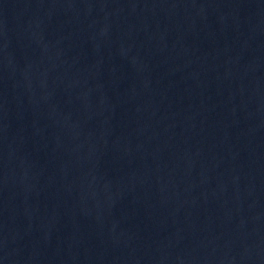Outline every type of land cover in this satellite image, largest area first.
I'll use <instances>...</instances> for the list:
<instances>
[{
  "label": "water",
  "instance_id": "95a60500",
  "mask_svg": "<svg viewBox=\"0 0 264 264\" xmlns=\"http://www.w3.org/2000/svg\"><path fill=\"white\" fill-rule=\"evenodd\" d=\"M0 264H264V0H0Z\"/></svg>",
  "mask_w": 264,
  "mask_h": 264
}]
</instances>
